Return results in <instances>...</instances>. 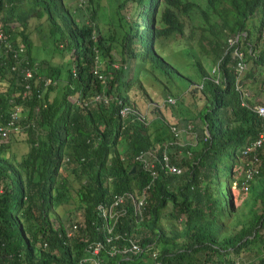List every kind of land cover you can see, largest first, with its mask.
<instances>
[{
    "label": "trees",
    "instance_id": "1",
    "mask_svg": "<svg viewBox=\"0 0 264 264\" xmlns=\"http://www.w3.org/2000/svg\"><path fill=\"white\" fill-rule=\"evenodd\" d=\"M200 1L0 0V125L20 115L0 138V264H264V114L254 94L264 92V0ZM35 27L60 61L36 59ZM235 47L248 63L237 82ZM170 52L191 57L195 75ZM143 70L175 98L148 119L120 112L138 108L130 90L152 103ZM182 122L201 131L180 144L171 127ZM164 148L182 170L157 165L153 176L136 156ZM251 160L258 172L242 191ZM233 183L245 193L239 205ZM123 192L144 202L126 199L107 240L97 205ZM65 213L78 223L71 234ZM131 240L136 252L118 251ZM94 241L102 247L90 258Z\"/></svg>",
    "mask_w": 264,
    "mask_h": 264
},
{
    "label": "built area",
    "instance_id": "2",
    "mask_svg": "<svg viewBox=\"0 0 264 264\" xmlns=\"http://www.w3.org/2000/svg\"><path fill=\"white\" fill-rule=\"evenodd\" d=\"M233 54L237 57L236 63L234 65V69L237 75L236 76V82H237L238 79L240 78V75H242L244 70L246 69L247 63L243 59V55H244L243 52L239 50L237 47L233 49ZM216 67L218 68V66ZM213 71L217 72L215 80L218 81L219 79L218 70H215V68H213ZM165 100L169 102H174V98L172 96H167ZM127 109H128L127 107L122 109L121 110L122 113L125 112ZM256 111L259 114H264V103L258 105V107L256 108ZM18 116H19L18 111L14 110L11 113V116L7 120L6 124L0 125V138L1 139H4L7 136L8 132H10L11 130L18 129V125L15 123ZM192 127L193 125L189 123L181 129L172 127V131L174 132L175 136H177L179 135L181 131L192 132ZM196 134L197 132L194 131L195 136ZM261 143H262V135L258 137L257 139H255L254 141H252L250 145H246L243 149V153L253 150L256 145L259 146ZM136 158L141 163L142 168L144 170L149 171L150 174L153 176H155L156 174L155 167L157 165H159L162 168H166L170 172L179 173L182 170L180 166L170 162L169 155L165 149L161 152V154H157L153 150L141 151L137 154ZM254 160L256 161L257 158L254 157ZM254 160H251V162L245 163V169L243 171L244 178L241 182V187L244 190H247L249 188L251 182L254 180V176L258 172V166L256 165V163H254ZM128 197L132 199L135 207L137 208L144 202L145 194H143L141 198H136V196L132 192H123V193L115 194L112 201L109 204L99 203L97 205L98 215L102 217L103 224L108 232L107 240L111 238V235L109 233L112 232L116 219L118 218L119 215L124 213L125 208L123 207V204L125 203ZM72 218L73 217H68L67 220H63L65 222V227L67 228V234H71L72 231L76 229L78 226V223L75 222ZM101 247H102L101 241H94V242L89 243L86 247L91 253L89 257L93 258L96 254H98ZM138 249H139L138 243L133 242L131 240V245H129L128 247L119 248L118 251L134 253Z\"/></svg>",
    "mask_w": 264,
    "mask_h": 264
},
{
    "label": "rangeland",
    "instance_id": "3",
    "mask_svg": "<svg viewBox=\"0 0 264 264\" xmlns=\"http://www.w3.org/2000/svg\"><path fill=\"white\" fill-rule=\"evenodd\" d=\"M82 0H68V2L72 5V4H78L79 2H81ZM105 4L107 3V0H102ZM74 8V6L72 7V9ZM106 9H108V7L106 6ZM191 17L193 20V23L197 24L199 23L200 20V12L199 10H194L191 12ZM213 18H218V16L215 17V15H213ZM186 31H188L186 29ZM45 32V29H42L41 31L37 30L36 27L34 30L31 31V37L33 39V53L34 56L36 57V59H42V58H47L49 60H52L53 62L56 61H60L61 58L59 55H57V53H51L50 52V48H47V41L44 38L43 33ZM173 51V49H172ZM174 55L169 54V57L172 59ZM197 58V56H195ZM195 58V59H196ZM176 61L175 65H177L180 70L183 73H187L189 75H195V68L192 65L193 60L191 59V57L188 56H184V55H177L176 56ZM172 62L174 63V61L172 60ZM208 67L210 68L211 66L208 64ZM145 70V69H144ZM144 70L143 73H140L141 79L143 80V84L145 85L147 91L149 92L150 96L153 98V101L151 104H148V102H146L145 100H143V97H141V95H134L133 91L130 90V94L134 97V99L137 101L138 107L145 112L147 119H148V115H152L151 113H154L151 109L152 105H157V103H161L163 100L164 95L162 94L161 90L156 87L153 84H150L147 82L148 80H145L143 76H145L144 74ZM48 81V80H47ZM152 83V81H151ZM255 96H256V101L261 102L262 100H264V92L259 90V88L255 89L254 92ZM188 97V99L192 98L191 96H189V94L187 93L186 95ZM199 105H201V102L199 103ZM184 125V123L182 122L180 125H178V127L182 128ZM199 131H201V129H199L197 132L200 133ZM21 133V132H19ZM17 136L19 134H16ZM179 141L180 142H186V140H189V133L183 131L178 135ZM20 137L17 138V140L15 139V142L12 145V149L17 152L19 154V156L21 155L22 152H24V150L26 149V144L24 142H21ZM239 173V172H238ZM236 175V173H234V176ZM234 183L231 186V190L232 191V197L234 200V203L236 205H239L241 203H243L242 201L244 200L243 198H245V193L240 192L239 195L238 192L235 193V188L233 187ZM243 191V190H242ZM68 213L62 214V219L63 220H67L68 218ZM67 222V221H66ZM245 256L246 259H252L253 255H250L249 253L245 252L243 257ZM255 259V258H253Z\"/></svg>",
    "mask_w": 264,
    "mask_h": 264
},
{
    "label": "clouds",
    "instance_id": "4",
    "mask_svg": "<svg viewBox=\"0 0 264 264\" xmlns=\"http://www.w3.org/2000/svg\"><path fill=\"white\" fill-rule=\"evenodd\" d=\"M198 2H199V4H202L203 2L202 1H200V0H198ZM196 10V9H195ZM199 10V9H198ZM191 19H192V17H191ZM192 22H193V20H192ZM243 34H245V32L243 31L242 32ZM1 36V35H0ZM238 39V35H235V36H229L228 38H227V41H228V44L229 45H231V44H234L235 42H236V40ZM169 54H172L171 52L169 53ZM173 55V54H172ZM177 55H179V54H177ZM174 58L172 59V57L170 58L171 59V61L173 60L174 61V65L175 64H177V63H175V62H177L176 61V56H173ZM247 63V62H246ZM216 66H218V68L216 67ZM247 66H248V63H247ZM247 66H246V68H247ZM213 68H215V70H218V78H219V76H220V68H219V63L218 62H216L214 65H212L209 69H210V72H211V74H212V77L214 78V81H216L215 79H216V75H217V72L216 71H213ZM245 71V70H244ZM143 73V72H142ZM244 73V72H243ZM138 75H140V73H138ZM242 75H240V77H241ZM49 81V80H48ZM218 81H219V79H218ZM218 81H216V82H218ZM167 96H172V95H166V96H164V99L162 100V102L163 101H166L165 100V98L167 97ZM173 97V96H172ZM174 98V97H173ZM255 99H256V97H255ZM252 100H253V98H252ZM174 101H175V98H174ZM161 102V103H162ZM166 102H169V101H166ZM264 103V100H262L261 101V103L260 104H263ZM157 104H160V103H157ZM246 104V103H245ZM260 104H257V106H256V108L258 107V105H260ZM125 107H127L128 109L125 111V112H123L122 113V109H124ZM121 110H120V112L122 113V114H125L126 112H128V111H132V112H136V113H138V115L142 118V116H145V112H143L139 107L137 108H132V107H130V106H123L122 108H121ZM20 117V115L18 116V118ZM187 124H189V123H187ZM187 124H185L184 123V125H183V127L184 126H186ZM193 126H194V124H192ZM172 127H176V128H180V127H178V126H172ZM172 127H171V130H172ZM182 127V128H183ZM181 129V128H180ZM192 129H193V127H192ZM194 131H196V130H192V132H187V133H189V138L191 137V134H193V137L195 138L196 136L194 135ZM173 132V131H172ZM181 132H183V131H181ZM180 132V133H181ZM186 132V131H185ZM197 132V131H196ZM204 132H205V130H204ZM179 133V134H180ZM173 134H174V132H173ZM197 134H198V132H197ZM196 134V135H197ZM175 135V134H174ZM262 135V134H261ZM176 138H177V142L178 143H180V144H182L183 142H180L179 141V138H178V135L176 136ZM257 139V138H256ZM262 139H263V135H262ZM254 141V140H253ZM176 142V141H175ZM186 142H187V140H186ZM261 145V144H260ZM259 145V146H260ZM246 146V145H245ZM244 146V147H245ZM165 149V148H164ZM163 149V150H164ZM151 150V149H150ZM166 150V149H165ZM169 155V154H168ZM137 159V158H136ZM240 187H241V185H240ZM241 189L242 190H244L242 187H241ZM248 190V189H247Z\"/></svg>",
    "mask_w": 264,
    "mask_h": 264
},
{
    "label": "water",
    "instance_id": "5",
    "mask_svg": "<svg viewBox=\"0 0 264 264\" xmlns=\"http://www.w3.org/2000/svg\"><path fill=\"white\" fill-rule=\"evenodd\" d=\"M134 170H135V167H133V168L131 169V172H134Z\"/></svg>",
    "mask_w": 264,
    "mask_h": 264
}]
</instances>
